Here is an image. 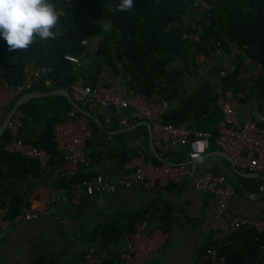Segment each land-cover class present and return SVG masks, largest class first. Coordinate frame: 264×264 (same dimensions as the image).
I'll list each match as a JSON object with an SVG mask.
<instances>
[{
    "label": "crops",
    "instance_id": "obj_1",
    "mask_svg": "<svg viewBox=\"0 0 264 264\" xmlns=\"http://www.w3.org/2000/svg\"><path fill=\"white\" fill-rule=\"evenodd\" d=\"M231 56L232 54H224L221 58L228 60ZM202 59L203 56H200L197 61ZM214 61L217 63L215 58ZM1 70L0 66V72ZM246 70L248 71L245 65H240L227 71L232 75L230 87L222 92L239 119L260 122L264 107L254 77L252 81L246 80L235 85L239 75H244ZM208 78L207 74L179 76L174 88L166 90L165 97L163 95L165 114L171 118L181 115L182 120L191 118L196 126L212 132L216 122L212 123L211 117L207 118L212 103L199 93ZM131 79L129 73L119 69L113 71L107 67L95 75L93 85L104 87L108 81L124 85ZM28 94L30 96L21 104L32 99L30 104L33 105H30L29 113L25 114L21 136L31 141L42 134L45 117H62L65 104L69 101L61 91L55 89L35 88ZM209 95L214 94L209 90ZM129 113L128 109L113 113L111 129L104 128L97 117L96 120L91 118L93 134L87 143L91 152V164L81 170L83 174L91 176L97 172H105L113 177L119 172L124 154H128V150L135 148L140 142L153 155L148 143L146 124L142 121H136L130 126L122 123ZM3 133V122L0 120V143ZM141 136L145 139H140ZM174 159L195 167L221 171L236 189V195L230 202V210L251 217L264 216V194L255 192L254 189L261 178L253 172L241 171L232 166L213 140H210L205 153L200 157L202 162L185 159L183 147ZM58 164L56 161L52 162L47 172L40 173L33 160L13 157L5 160L0 157V200L10 196L20 198L28 205L42 204L56 192L59 185L56 179ZM211 205L212 199L208 195L194 191L188 184L180 189L167 187L157 198H151L141 186L132 184L118 187L114 193L81 198L77 204L59 203L56 215L22 222L0 235V264H32L39 256L46 257L47 264H83L82 254L86 244L97 247V264H108L109 258L120 248L125 234L118 241L104 247L100 246L101 239L97 236L94 243H91L89 235L97 225L107 220H113L122 227L128 213L139 210L143 212L141 220H146L149 227H158L168 236L166 247L157 252L149 264H201V254L208 246L222 249L224 255L231 256L239 252L252 257L257 235L248 229H230L225 219L212 216Z\"/></svg>",
    "mask_w": 264,
    "mask_h": 264
},
{
    "label": "built area",
    "instance_id": "obj_2",
    "mask_svg": "<svg viewBox=\"0 0 264 264\" xmlns=\"http://www.w3.org/2000/svg\"><path fill=\"white\" fill-rule=\"evenodd\" d=\"M80 43L90 51V41L82 38ZM221 50L218 43L213 45L210 61L198 69L197 74H207L206 83L215 95V106L220 111L214 133L199 128L191 118L179 122H165V99L161 93L164 82L154 77L148 94L132 93L125 86L108 81L104 87L89 85L81 78L64 82L54 73L51 66L25 60L20 72L10 78L0 74V120L4 121L5 137L0 148L9 153L33 160L37 170L45 173L51 166V154L43 147L33 145L21 136L25 113L17 107L8 116L12 104L21 96L28 94L34 86L42 89H61L68 93L70 107L63 117L51 127L53 148L61 155L56 179L59 185L56 192L39 205H21L16 212H11L10 196L0 200V235L22 222L37 221L56 215L57 204H77L81 198L93 195L114 193L118 187L137 184L145 189L151 198H157L162 190L170 187L180 189L188 184L196 192L206 194L212 199L211 214L225 219L232 230L251 229L264 235V216L251 217L236 214L230 210V202L236 195L234 185L221 171L176 161L174 158L185 149V159L195 160L201 157L212 139L218 150L229 162L241 171L253 172L261 178L255 186V192L264 194V115L260 122L241 120L235 110L227 103L213 75L215 67L222 72L236 68V64L222 60L214 61ZM63 59L71 62L74 68H82L89 63L87 56L77 57L64 54ZM264 82V67L258 71ZM264 107V98L261 99ZM82 108L84 112L78 110ZM129 110V116L122 120L126 126L136 121L146 122L149 140L156 154L163 160L153 161L147 147L140 142L134 153L124 160L113 177L108 173L97 172L89 177L75 179L79 169H86L91 164V152L87 147L93 134V121L89 114L97 117L104 128L111 129L112 114ZM148 138V137H147ZM144 140L145 137L141 136ZM153 156V155H152ZM167 233L158 227H149L146 220L136 223L133 230L123 237L120 248L109 258L108 264H149L155 254L166 247ZM261 262L264 264V243L259 245ZM97 247L84 246L83 264H97ZM201 264H225V257L215 246L206 247L201 254Z\"/></svg>",
    "mask_w": 264,
    "mask_h": 264
},
{
    "label": "trees",
    "instance_id": "obj_3",
    "mask_svg": "<svg viewBox=\"0 0 264 264\" xmlns=\"http://www.w3.org/2000/svg\"><path fill=\"white\" fill-rule=\"evenodd\" d=\"M53 2L65 12L60 21L62 34L55 39L37 38L26 51H9L6 41L0 36V74L3 77L15 76L20 72L22 63L32 59L36 63L51 66L54 73L66 83L81 78L85 83L93 85L95 75L109 67L113 71L119 69L132 76L123 85L132 93L148 94L152 79H161L164 82L161 93L164 95L166 90L174 88L179 76L197 75L198 69L210 61L211 49L218 43L221 52L215 58L217 64L224 59L222 55L232 54L227 61L236 64V67L245 65L253 72L259 95L264 98V82L258 76L259 69L264 67V0H133L134 8L123 12L117 10L120 0ZM85 37L90 41V51L80 43ZM64 54L87 56L89 63L76 69L71 62L63 59ZM199 56H203L200 62L197 61ZM222 71L220 66L215 67L213 75L219 78L215 84L223 91L230 87L232 75L227 72L230 70ZM35 88L42 89L39 85ZM209 90V84L205 83L199 93L212 103L207 118L211 117L212 123L217 124L220 111L214 105L216 94L210 96ZM31 101L29 99L19 106L25 114L29 113L30 105H33ZM69 107L70 104L66 102L65 108ZM62 117H45L42 134L38 139L30 141L51 154V163L61 161L60 153L53 148L51 127ZM182 119L181 115H174L173 118L166 114L163 116L165 122H179ZM1 137H5V132ZM133 153L134 148H130L128 154L121 158L122 161ZM150 156L158 162L154 156ZM0 157L5 160L12 157L26 160L1 148ZM81 170H78L75 179L90 176ZM10 205L13 213L28 203L11 197ZM142 213V210L128 213L122 227L113 220L100 223L89 235L90 242L94 243L96 236L101 239V247L118 241L121 235L133 230L134 223L143 218ZM253 232L257 236L252 257L239 252L231 256L224 255L221 249L219 252L224 255L225 264H262L258 247L264 243V235ZM45 259L39 256L32 264H47Z\"/></svg>",
    "mask_w": 264,
    "mask_h": 264
},
{
    "label": "clouds",
    "instance_id": "obj_4",
    "mask_svg": "<svg viewBox=\"0 0 264 264\" xmlns=\"http://www.w3.org/2000/svg\"><path fill=\"white\" fill-rule=\"evenodd\" d=\"M133 0H120L118 11H130ZM62 8L53 0H0V36L9 51H26L37 38L55 39L61 35ZM197 161L202 162L199 156Z\"/></svg>",
    "mask_w": 264,
    "mask_h": 264
},
{
    "label": "water",
    "instance_id": "obj_5",
    "mask_svg": "<svg viewBox=\"0 0 264 264\" xmlns=\"http://www.w3.org/2000/svg\"><path fill=\"white\" fill-rule=\"evenodd\" d=\"M55 90H57V91H61V92L66 96V98L68 99L69 103H70V104L73 103V102L71 101V99H70L68 93H67L66 91L61 90V89H55ZM29 96H30V94H25V95L21 96L20 98H18V99L12 104L11 108L9 109V111H8V113H7V116H8V115H9L14 109H16L17 107H19V105L21 104V102L24 101V100H25L26 98H28ZM77 108H78L79 111L84 112V110H83L82 108H80V107H78V106H77ZM89 116H90L92 119H95V116H93V115H91V114H89ZM95 120H96V119H95ZM144 123H145L146 126L148 127L147 123H146V122H144ZM3 126H4V121H3ZM148 143H149V146H150V151H151V153L153 154V156H154L155 158H157L158 160H163L161 157H159V156L156 154L154 148L151 146V143H150V140H149V132H148Z\"/></svg>",
    "mask_w": 264,
    "mask_h": 264
},
{
    "label": "rangeland",
    "instance_id": "obj_6",
    "mask_svg": "<svg viewBox=\"0 0 264 264\" xmlns=\"http://www.w3.org/2000/svg\"><path fill=\"white\" fill-rule=\"evenodd\" d=\"M200 57V56H199ZM241 66H243V65H241ZM239 67V66H238ZM238 67H236V68H238ZM250 70L248 69V71L246 70V73L244 74V75H239V77L237 78V80L235 81V85H238V84H242L243 82H246V80H250V81H252V79H253V77H254V75H253V73H251V71L249 72ZM219 82V78H216L215 79V83H218Z\"/></svg>",
    "mask_w": 264,
    "mask_h": 264
}]
</instances>
